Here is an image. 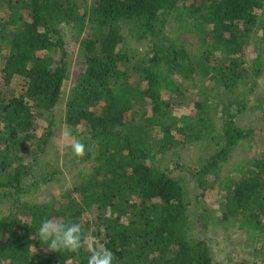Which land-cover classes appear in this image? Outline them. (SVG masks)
Returning <instances> with one entry per match:
<instances>
[{"label":"trees","instance_id":"1","mask_svg":"<svg viewBox=\"0 0 264 264\" xmlns=\"http://www.w3.org/2000/svg\"><path fill=\"white\" fill-rule=\"evenodd\" d=\"M0 14V52L9 48L0 81L23 80L21 92L0 98V202L8 203L0 215V264H216L208 239L192 236L183 180L169 175L157 154L194 142L217 145L186 168L205 198L211 176L217 180L234 149L254 137L256 129L237 118L264 68V0H0ZM171 17L200 40L195 52L169 35ZM63 26L83 58L65 122L89 165L61 199L29 200L61 172L36 166L71 77ZM125 28L148 42L143 55L120 48ZM256 31L260 45L249 63ZM176 75L201 95L180 116L171 111L187 88ZM216 87L224 89L220 98ZM41 119L47 127L31 146ZM235 170L237 180L218 184L217 223L264 246V157ZM90 237L98 245L91 247Z\"/></svg>","mask_w":264,"mask_h":264},{"label":"rangeland","instance_id":"2","mask_svg":"<svg viewBox=\"0 0 264 264\" xmlns=\"http://www.w3.org/2000/svg\"><path fill=\"white\" fill-rule=\"evenodd\" d=\"M87 2L92 3L93 0H87ZM2 17H4V14H0V18ZM125 30L126 28L124 29V34H127V38L121 42L120 48H129L131 54L136 55L138 52L139 55H143L145 49L148 47V42H138L135 37L128 35ZM63 31L69 50L68 61L71 77L64 84L62 99L54 113L52 135L44 148V152L40 156V164L36 166L38 170L50 171L59 169L61 172L59 180H52L48 184L39 186L36 192L30 195L29 200H45L44 202H46L53 194L58 199H61V194L64 191L72 188L74 183L79 182L80 170L85 169L89 165L87 161H81L79 158V155L84 150L81 140L74 134L75 128L65 122L66 102L71 87L83 69V58L80 53V43L74 39L70 28L63 26ZM167 31L178 43L185 42L187 49L190 51L195 52L198 49L200 40L192 33L186 31L183 24L174 17L170 18L167 24ZM260 36L261 32L256 31L249 39L245 55L249 63L255 59L258 52ZM8 52L9 48L5 45L0 52V73L6 62ZM138 60L140 59L137 58L136 61ZM174 79L184 89L187 88L183 103L176 105L171 111L172 114L180 116L182 112L192 108L194 101L201 95L199 90H197L198 88H194L190 81L178 75ZM257 83L258 85L249 95L246 109L237 118V122L241 127H254L256 129L255 135L253 138L243 141L234 149L229 160L222 164L220 177L217 180H214V176H211V186L205 198L200 197L202 190L199 188L196 179L189 174L186 168L200 165L203 160L207 159L215 151L217 145H210L207 142H194L185 147L176 146L170 148L163 154L159 151L157 154V158L160 159L159 161L163 169L169 175L181 177L183 180L188 191V196L192 201V236L208 239L216 264H236L243 260H248L249 264H264V246L262 241L256 243L248 242L246 234L236 226L231 225L226 227L217 223L221 213L220 209L224 193L223 189L218 188V184L225 181V178L228 176H233L234 180H237L238 178L234 175L238 173L235 170L238 164L243 165L254 157H264V68ZM22 88L23 80L21 78H15L11 86H6L1 80L0 98L18 94ZM223 90V88L218 89L216 87L212 91H215L220 98L222 97ZM190 112L195 113V110L193 109ZM36 125L39 128L36 129L37 136L31 146H37L39 134L44 130V127H47V122L41 119ZM156 136L158 137L159 135ZM27 160L29 161V159ZM7 206V201L0 202V215L6 211ZM200 211L204 213L205 220L199 216ZM89 244L91 247H94L95 244L98 245V242L94 237H90Z\"/></svg>","mask_w":264,"mask_h":264}]
</instances>
